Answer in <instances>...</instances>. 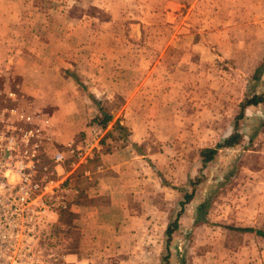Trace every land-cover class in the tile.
<instances>
[{
    "label": "rangeland",
    "instance_id": "374dc122",
    "mask_svg": "<svg viewBox=\"0 0 264 264\" xmlns=\"http://www.w3.org/2000/svg\"><path fill=\"white\" fill-rule=\"evenodd\" d=\"M19 61L24 76L11 69ZM52 67L76 92L75 107L56 117L37 103L51 97ZM112 70H121L120 80ZM166 72L168 87L161 83ZM107 82L121 90L94 89ZM141 83L150 88L145 93L141 85L146 104L158 103L145 111L166 119L146 126L140 147L151 156L153 182L146 210L132 224L136 232L105 235L101 207L83 194L91 182L82 173L100 158L74 169L67 160L63 169L78 195L49 219L48 242L74 264H163L164 256L167 264H264V238L226 229L264 230V0H0V104L10 103L4 94L12 91L56 121V143L83 139L96 118L83 113L95 98L98 116L111 117ZM253 96L263 101L244 108L240 140L202 166L199 150L225 139L238 105ZM126 134L113 130L104 153ZM184 194L191 197L180 206Z\"/></svg>",
    "mask_w": 264,
    "mask_h": 264
},
{
    "label": "built area",
    "instance_id": "2783aa9c",
    "mask_svg": "<svg viewBox=\"0 0 264 264\" xmlns=\"http://www.w3.org/2000/svg\"><path fill=\"white\" fill-rule=\"evenodd\" d=\"M4 95L10 103L0 104V264H74L47 240L49 219L78 193L63 164L74 169L100 158L111 126L92 121L83 139L58 148L47 116L12 91Z\"/></svg>",
    "mask_w": 264,
    "mask_h": 264
},
{
    "label": "crops",
    "instance_id": "0c3cea01",
    "mask_svg": "<svg viewBox=\"0 0 264 264\" xmlns=\"http://www.w3.org/2000/svg\"><path fill=\"white\" fill-rule=\"evenodd\" d=\"M21 63L22 61H19L11 66V69L14 70L13 74L17 76L26 75L27 70L22 68ZM51 69L52 73L50 72V75L54 78L50 80L51 82L49 85V89H51V97H49L48 100H41L40 98L37 103L47 104L48 108H52V112L56 117V114L58 115L63 108L66 110L75 107L73 96H75L76 92L73 88L72 82L60 77L58 74L55 75L56 73L53 72V67ZM255 69L252 77L257 79L258 68ZM47 71L48 70L43 69L39 70L38 73L45 76ZM153 71L154 69L152 68L150 72H148L146 78L151 76ZM111 73L114 79L116 76L117 80H120L118 75L121 73V70H112ZM161 83L164 87L169 86L168 72L164 73V77L162 75ZM118 84L121 85V82L119 81ZM110 85L111 84L108 82L106 84L98 83L94 89H97V92L106 94L111 92L112 94H115L121 90L116 87L113 90ZM141 85H143L145 93L150 92V88L141 83L134 90L132 95L124 99L123 102L121 101L122 103L120 102L121 106L112 113L110 117V126L118 124L127 132L126 135L118 140L120 144L117 149L104 153L93 170H85L82 173L84 175V180L91 182L85 187L83 194H86L88 199L91 198L92 204L95 203V206L98 205L101 207L99 210L103 213V218L106 221V224L102 225L101 228L105 231L104 234L109 236L114 235L116 237H125L131 236V232H136V230H134L135 228L132 227V224L135 221L141 220L142 215L144 214L143 211L146 210L147 196L152 193L150 188H152L151 182H153V180L149 167V165L151 166V156L148 154L144 145L143 148L140 149V147L148 136L146 126L153 123L160 124L162 119H166V117L165 114L164 116L152 117L149 112L145 111L150 110V108L153 107L157 108L158 103L154 104V102L148 101L147 103L151 104L150 107L146 104L145 99L148 97L141 95V93H144L142 92ZM164 87L161 86L162 90L165 91ZM56 94L57 98L54 97ZM95 99L96 103L90 104L91 106L86 107V112L83 113V116H86V119L97 117L101 112V104L98 102L99 100L97 98ZM161 101V110H166L168 108V100L162 99ZM84 103L89 102L84 101ZM54 122L56 125V121ZM137 124L144 126V129L143 127L141 130L140 127L136 128L135 125ZM176 124H179V122ZM53 125H51L49 129V133L52 138H55L56 133ZM84 133L83 137L85 135ZM115 139L117 140V137ZM71 140L72 139L68 141ZM66 142H58L59 144L55 142V146L57 147V145H59V147H61L60 145H63ZM142 198H144V202H142ZM126 222H130V225L128 226ZM101 228L98 226V229Z\"/></svg>",
    "mask_w": 264,
    "mask_h": 264
},
{
    "label": "trees",
    "instance_id": "16d2710c",
    "mask_svg": "<svg viewBox=\"0 0 264 264\" xmlns=\"http://www.w3.org/2000/svg\"><path fill=\"white\" fill-rule=\"evenodd\" d=\"M263 99L261 97L253 96L250 99L244 101L243 103H240L238 105V114L234 118L233 128L232 132L223 139L220 143H217L212 148H202L198 152V156L200 157L201 164L204 166L208 161L213 159V156L216 154V152L224 147H232L237 144V142L240 140V134L237 132V122L240 120L243 116V111L246 106L249 105H257L258 103H261ZM109 116H106L104 114H101V116H98L93 119L94 122H96L101 127H106L108 124ZM113 130L122 131V126L116 124L114 127H112L110 130H108L104 136V139L107 137H112ZM191 197V194H184L182 196L183 201L179 203L180 206H183V204L189 200ZM175 229V223L173 224L172 228H167L165 230L166 238L169 239L172 231ZM228 231H235L238 233H254L256 236L260 238H264V230H253L252 228H232L227 227ZM163 264H167L166 256L162 258Z\"/></svg>",
    "mask_w": 264,
    "mask_h": 264
}]
</instances>
